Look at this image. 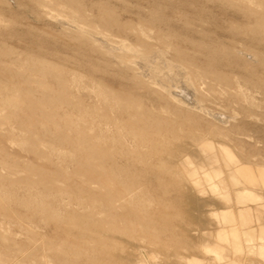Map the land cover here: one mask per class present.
<instances>
[{
	"label": "rangeland",
	"instance_id": "rangeland-1",
	"mask_svg": "<svg viewBox=\"0 0 264 264\" xmlns=\"http://www.w3.org/2000/svg\"><path fill=\"white\" fill-rule=\"evenodd\" d=\"M0 264H264V0H0Z\"/></svg>",
	"mask_w": 264,
	"mask_h": 264
}]
</instances>
